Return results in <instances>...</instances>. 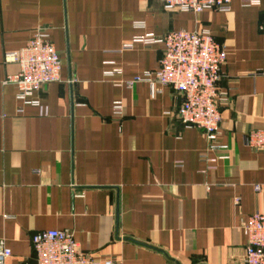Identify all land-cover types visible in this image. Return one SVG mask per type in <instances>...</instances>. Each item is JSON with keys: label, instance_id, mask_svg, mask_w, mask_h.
<instances>
[{"label": "crops", "instance_id": "crops-1", "mask_svg": "<svg viewBox=\"0 0 264 264\" xmlns=\"http://www.w3.org/2000/svg\"><path fill=\"white\" fill-rule=\"evenodd\" d=\"M263 19L264 1L193 13L167 11L162 0H0L7 264H35L32 238L48 230L73 232L98 264H238L245 223L264 213V153L245 144L247 133L264 130ZM39 29L62 65L60 81L30 99L47 114L6 83L19 70L6 55ZM180 30L210 31L227 52L219 87L230 102L217 150L179 120V93L133 83L158 69L164 50L136 39Z\"/></svg>", "mask_w": 264, "mask_h": 264}, {"label": "built area", "instance_id": "built-area-1", "mask_svg": "<svg viewBox=\"0 0 264 264\" xmlns=\"http://www.w3.org/2000/svg\"><path fill=\"white\" fill-rule=\"evenodd\" d=\"M167 11L202 13L205 11L229 12L232 0H162ZM264 0H243L246 6L261 5ZM264 35V19L260 23ZM144 44L160 43L163 55L154 72L144 73L135 82L145 81L155 86H167L179 93L182 103L179 120L188 128H197L205 133L210 150L219 149L218 137L223 122L222 109L229 105V98L219 84L224 77L223 67L227 52L210 31H171L162 39L154 35L139 37ZM7 63L19 68L9 76L6 83L17 89V97L25 103L40 106L30 99L46 86L60 81L61 58L48 33L39 29L21 50L6 55ZM133 83H128L132 85ZM42 114L47 109L41 107ZM124 108L116 103L113 116L122 119ZM246 146L255 152L264 153V130H252L246 134ZM206 158V155L204 156ZM256 190L261 191L260 187ZM247 244L238 264H264V213L251 215L243 227ZM35 264H98L90 253L81 249L71 231L48 230L36 233L32 238ZM12 252L0 241V264H7ZM104 264H122L108 260Z\"/></svg>", "mask_w": 264, "mask_h": 264}]
</instances>
